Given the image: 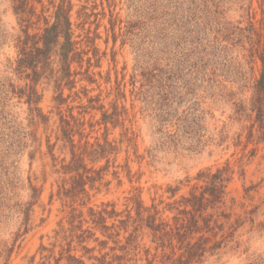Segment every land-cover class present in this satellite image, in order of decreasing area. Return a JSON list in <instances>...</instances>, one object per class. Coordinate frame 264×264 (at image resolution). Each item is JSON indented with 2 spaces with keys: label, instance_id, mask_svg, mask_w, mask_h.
I'll list each match as a JSON object with an SVG mask.
<instances>
[{
  "label": "trees",
  "instance_id": "1",
  "mask_svg": "<svg viewBox=\"0 0 264 264\" xmlns=\"http://www.w3.org/2000/svg\"><path fill=\"white\" fill-rule=\"evenodd\" d=\"M6 1L19 33L16 59L0 75V210L22 215V235L29 232L42 188L31 180L19 185L13 159L28 147L31 160L37 153L42 155L37 130L40 126L45 132L50 130L45 153L50 171L42 175L44 182L55 178L56 190L51 191L49 203L59 201L64 217L54 231L60 242L58 257L54 248L41 246L43 264H86L84 258L92 264H204L220 249H240L243 242L237 240L241 236L237 232L246 225H250L247 233L263 228V223L255 225L258 210H235L236 199L228 191L234 175L229 163L214 173L206 168L195 177H186L187 186L196 183L179 199L175 197L180 188L169 187L168 202L152 199L149 206L140 193L125 198L123 211H117L113 203L88 204L91 191L109 188L104 177L110 171L119 183L120 173L132 181L131 149L136 159H144L137 156L134 134L125 127L127 110L121 103L126 100V90L132 106L139 102L141 112L161 126L174 127L175 132L167 136L181 144L190 134L188 116L178 115L176 105L188 93L208 49L241 50L252 63L259 59L262 70L247 110L254 113L255 124L264 128V0H125L123 5L129 11L125 20L116 12L115 0ZM231 13H241L244 20L232 22ZM107 17L105 31L107 39L112 38V50L120 41V48L129 45L135 54L131 73L124 68L121 80L108 90L106 97L113 96L109 109L102 103V91L89 97L86 86L76 90L82 81L100 89L92 69L101 67L95 42L101 38L98 30ZM74 65L80 70L73 69ZM51 88L54 110L44 113L41 104ZM65 90L69 91L66 96ZM83 97L87 105L82 104ZM69 100L79 104L69 106ZM17 104L26 105L23 114L28 132L15 120L12 109ZM92 111L100 112L101 118L95 122L86 119ZM53 115L56 120L51 124ZM110 126L123 129L119 140L109 138ZM123 151L122 165L117 160ZM252 188H244L246 196ZM22 189L28 191L27 202L21 201ZM166 213L171 216L163 217ZM144 236L150 239V247L141 244ZM91 242L96 243L98 255H94L96 247L88 246ZM13 249L14 245L8 248L0 243V264H9ZM78 249L83 252L80 256L75 254ZM246 264H264V253Z\"/></svg>",
  "mask_w": 264,
  "mask_h": 264
},
{
  "label": "rangeland",
  "instance_id": "2",
  "mask_svg": "<svg viewBox=\"0 0 264 264\" xmlns=\"http://www.w3.org/2000/svg\"><path fill=\"white\" fill-rule=\"evenodd\" d=\"M115 1L118 3L116 12L120 13L125 20L129 12L123 5L125 0ZM10 6L8 1L0 0V75H5L8 62H13L17 56L15 37L19 33V26ZM260 18L259 13L257 19ZM230 20L237 22L243 21L244 18L241 13H231ZM108 27L107 17L98 30L101 38L95 42L98 56L101 57V67L93 68L92 71L97 74L95 79L100 89H97V85H88L85 81L79 82L76 87L78 90L86 86L90 91L89 97H94L102 91V103L107 109L113 101V96L106 97L108 90L115 87L116 80H121L124 68L126 73H131L135 58L129 45L120 48V41H117L112 50V38L107 39L105 31ZM200 66L196 74L192 76L188 93L176 105L178 115L187 113L188 116L187 132L190 134L181 144H175V140L167 136L175 132L174 127L161 126L149 114L141 112V103L134 102L132 106L129 91L126 90V100L121 103L127 110L125 127L134 134V136L130 135L134 140L133 145L137 150V156H142L144 159L142 161L136 159L131 149L130 169L132 175H135L132 181H129L125 173H120L121 183H119L110 171L104 177V183H110L109 188L102 187L100 191H91L88 207L113 203L117 211H123L125 198L139 193L147 206L151 205L152 199H156V202L160 200L168 202L170 194L166 191L169 187L180 188L175 197L179 199L187 195L196 183L192 181L187 186L186 177H195L198 172L206 168H211V173H214L218 168L229 163L233 167L234 175L228 191L236 199L235 210L237 212L258 210L260 215L255 225L264 224V128L261 130L255 124L254 113L247 110L254 95L256 80L262 70L261 62L256 59L255 63H252L248 54L241 50L220 52L208 49L207 57ZM73 69L80 70L76 65ZM79 78L80 76L77 77ZM64 93L66 96L69 91L65 90ZM53 95L52 88L45 91L41 104L44 113L54 110ZM78 104L77 101L71 103L69 100V106L75 107ZM82 104H88L87 98L83 97ZM25 110L26 105L17 104L12 112L15 114L16 122L22 123L25 132H28L30 129L27 127L26 117L23 114ZM100 118L101 113L96 111L86 116V119H92L93 122ZM55 120L56 116L53 115L51 124ZM110 129L109 138L119 140L123 129L121 127L112 129L111 126ZM49 133L50 130L45 132L42 126L37 130V136L42 144V155L37 153L34 160H31L32 149L28 147L13 159L16 162L15 175L20 180L19 185L25 186L28 180H31L33 185L42 188V194L38 204L33 208L30 230L24 235H22L25 230L23 216L0 210L2 212L0 243L7 244L8 248L14 245L9 264H43L44 261L39 253L41 246L48 249L54 248L55 257H58L60 242H56L54 231L58 230V223L64 217V213L59 201L53 200L49 203L51 191L56 190L55 178L48 177L44 182L42 175L43 171L48 174L50 171L48 167L50 160L47 154L45 155L46 136ZM102 133L101 131L99 136ZM51 142H54L53 136ZM28 144L32 142L29 140ZM55 153L59 154L57 150ZM125 156L123 151L117 163L123 165ZM1 177L0 174V179ZM252 186V191L246 196L244 188ZM19 194L22 196V202L28 201V191L22 189L19 190ZM167 216L171 215L166 213L163 217ZM249 227L248 224L237 232L241 235L237 240L243 242L240 249H220L204 264H246L254 256L264 253V226L256 227V230L247 233ZM96 236L100 240L104 239L99 233ZM141 244L146 247L151 246L148 236L142 238ZM73 246L75 247L76 243H73ZM88 246L96 247L94 255H98L96 243L91 242ZM111 246L110 243L109 247ZM82 253L78 249L75 254L80 256ZM84 261L86 264H92V261L86 258ZM61 264L66 262L62 261ZM137 264H144V262Z\"/></svg>",
  "mask_w": 264,
  "mask_h": 264
}]
</instances>
